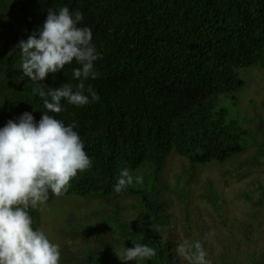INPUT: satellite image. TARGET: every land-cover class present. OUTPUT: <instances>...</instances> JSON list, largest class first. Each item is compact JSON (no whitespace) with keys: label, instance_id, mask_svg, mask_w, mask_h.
Instances as JSON below:
<instances>
[{"label":"trees","instance_id":"trees-1","mask_svg":"<svg viewBox=\"0 0 264 264\" xmlns=\"http://www.w3.org/2000/svg\"><path fill=\"white\" fill-rule=\"evenodd\" d=\"M62 5L83 12L101 59L98 77L87 82L95 100L55 114L77 122L93 158L92 169L59 197L77 217L45 222L60 264H121L115 251L137 242L157 250L146 264H187L174 251L185 238L202 240L211 264H264V227L229 219L209 175L192 190L199 167L214 163L224 185L253 176L260 195L244 189L238 196L252 209L264 207V184L254 173L264 169V121L249 131L218 105L221 95L233 98L248 68L264 66V0H0V127L25 111L40 119L42 101L33 82L20 79L15 46L48 8ZM73 67L42 83H75ZM172 161L178 172L168 180L163 172ZM124 167L144 180L117 194ZM43 211L31 215L47 233Z\"/></svg>","mask_w":264,"mask_h":264},{"label":"clouds","instance_id":"clouds-1","mask_svg":"<svg viewBox=\"0 0 264 264\" xmlns=\"http://www.w3.org/2000/svg\"><path fill=\"white\" fill-rule=\"evenodd\" d=\"M84 14L67 5L48 8L43 23L27 39L15 46L20 55V79L35 85L34 95L42 101V115L36 120L23 112L0 127V264H60L61 249L45 231L34 227L31 210L46 205L50 194L67 193L79 173L93 167V158L85 150V141L76 130V121L65 123L55 114L65 105L87 106L96 98L89 80L99 73L95 62L101 53L93 42V30L84 25ZM75 63L71 77L58 87L44 85L49 74L64 72ZM171 165H167L169 170ZM163 172V174H164ZM142 175H133L128 167L120 170L113 186L117 194L133 183L142 184ZM174 251L187 264H211L202 240L183 239ZM121 264H146L157 250L146 243L124 245L115 251Z\"/></svg>","mask_w":264,"mask_h":264},{"label":"rangeland","instance_id":"rangeland-1","mask_svg":"<svg viewBox=\"0 0 264 264\" xmlns=\"http://www.w3.org/2000/svg\"><path fill=\"white\" fill-rule=\"evenodd\" d=\"M218 105L226 109L229 117L245 128L248 127L247 129L249 131L250 129L258 131L256 128L257 124L264 121V66L254 65L248 68L243 76V85L233 94V98L221 95L218 100ZM258 132L260 133L259 137L263 136L264 130ZM174 162L175 161H172L171 168L164 172L168 180L172 178L173 174L178 172L174 169ZM199 168L200 169L196 173L199 186H192L194 194L199 192L202 180L209 175L214 183L219 186L220 192L224 195L223 198L225 202L223 211H225L229 219L246 220L251 222L255 227L258 225L264 227V207L252 209L250 206L244 204L241 197L238 196V193L244 189L251 191L254 197L260 195L259 191L253 187V183L249 180V178L253 176H247L239 181H230L227 185H224L223 180L219 178L220 166L218 164L212 163ZM257 172H259V177L264 184V169L261 173L259 169L254 171V173ZM256 175L257 174H255V176ZM42 209L44 211L41 212V214L43 216L44 227L48 230L46 233L48 236L50 235L49 232H51V227L45 225V222H47L51 216L54 220L62 222L67 213H75L72 212L68 199H61L59 197L46 203V205H42ZM73 215L77 217L78 214L75 213ZM75 217H73V219Z\"/></svg>","mask_w":264,"mask_h":264}]
</instances>
